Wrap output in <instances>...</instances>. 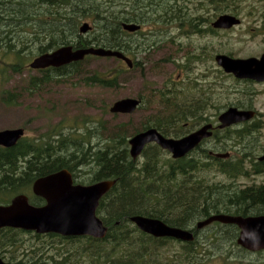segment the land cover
Listing matches in <instances>:
<instances>
[{"label":"trees","instance_id":"1","mask_svg":"<svg viewBox=\"0 0 264 264\" xmlns=\"http://www.w3.org/2000/svg\"><path fill=\"white\" fill-rule=\"evenodd\" d=\"M118 1L0 0V62L14 72H22L25 68L30 70L25 64L30 59L25 58L26 51L36 48L34 51L38 56L63 45L76 48L103 46L131 54L132 43L124 38ZM220 3L222 10L225 3ZM172 12L170 20L177 27L197 28L198 18L185 16L181 8L172 9ZM123 18L125 21L134 20L128 15ZM86 19H91L93 24L88 37L80 32ZM89 58L94 57H87L84 61ZM84 61L58 69L41 70L46 72L43 78L32 77L28 88L36 89L39 80L74 75L88 86L117 88L124 68L119 66L102 73L89 72L82 66ZM158 93L166 113L150 118L141 130L156 128L165 136L180 138L190 133L193 126L208 120L203 112L204 103L183 100L179 98L177 89L169 90V87ZM17 97L16 92L4 90L2 100L7 104H16ZM105 113H109V107ZM128 124L110 125L101 121L98 127L87 126L81 131L70 127L68 132L52 131L44 138L25 136L10 148L0 146V204H7L22 193H30V201L34 205L45 203L43 198L32 194L34 181L64 168L73 173L75 182L116 181L102 197L97 209V215L109 227L104 239L31 232L36 237H52L67 246L60 257H51L54 264H205V255L199 248L204 246L201 230L196 228L198 221L219 213L242 216L264 214V184L254 183L244 187L238 184L239 178L248 177L244 158L252 152L251 135L259 127L256 121L245 123L244 127L252 128L233 130L234 136L231 128L223 131L216 129L210 139L179 159L166 158L165 150L155 143L149 144L143 152V162L134 160L130 155ZM100 129L107 131L105 139L98 136ZM220 134L224 136L222 144L214 151L227 152L226 139L235 138L236 144L243 145V152L229 159L211 155L213 149L206 143L220 138ZM257 168L260 171L264 165L258 164ZM218 176L223 178L217 179ZM134 215L159 218L169 225L192 230L195 239L182 242L156 238L130 221ZM215 225L219 229L207 236L211 245L222 240L237 245L239 229L235 225ZM19 233L29 232L9 227L0 229V256L5 261H18L6 258L4 252L7 246L18 240ZM241 250L249 253L243 248ZM18 262L32 264L24 259Z\"/></svg>","mask_w":264,"mask_h":264},{"label":"rangeland","instance_id":"2","mask_svg":"<svg viewBox=\"0 0 264 264\" xmlns=\"http://www.w3.org/2000/svg\"><path fill=\"white\" fill-rule=\"evenodd\" d=\"M170 4L171 13H173L172 9L181 8L185 16L198 18L197 28L204 31L196 33L188 26L180 28L171 20L167 24H148V28L170 26L173 40L171 47H162L161 53L156 52L152 59L167 53L171 54L172 62L158 64L152 60L142 68L129 69L125 66V72L120 75L117 88L88 86L74 75L59 78L54 76L49 80H39L37 81L40 82L38 87L30 90L29 80L32 77L42 79L46 72L26 68L22 72H14L0 62V130L23 127L26 137L44 138L52 131L61 130L65 133L70 130V127L81 131L87 126L98 127V123L104 121L109 122L110 125L129 123L127 127L130 132L129 139L143 131L141 130L143 124L150 118L166 113L158 91L169 87V89H177L179 98L182 97L183 100L199 101V98L204 96L209 98L210 104L213 102V105L214 103L218 105L217 108L209 105L206 109L204 105L206 100H201L199 104L204 103L203 112L208 120L193 126L192 131L209 122L217 125L219 115L230 107L244 109L240 106L252 105L259 112V117L251 121H256L259 125L250 143V149L254 153L252 158L256 159L264 149V84L237 80L232 74L226 73L214 58L209 59L207 52V50L210 52L209 48L202 47L214 46L219 53L231 51L233 57H259L264 53V0H232V7L241 18V24L231 30L219 31L217 35L208 32L217 14L215 8H212V2L171 0ZM219 12H222L220 8ZM84 21L93 25L91 19ZM84 35L89 36L88 33ZM178 47L183 50H178ZM31 49V52L26 51L24 55L25 58H30L25 63L28 66L37 56L35 49ZM215 54L216 51H211L212 56ZM82 66L89 72L102 73L121 66V63L117 58L96 57L87 59ZM4 90L17 93L16 104L3 102ZM137 97L143 98V104L134 113L127 115H113L110 111L105 113V109L110 108L114 102ZM240 127L242 126H233L231 134L234 136L233 130H238ZM107 135L105 129L98 131V136L102 139H105ZM223 137V134H220V138L211 139L206 146L215 150L216 146L222 144ZM96 141L95 138L94 142ZM226 142L227 151L232 156L243 152V145L236 144L235 138L226 139ZM164 152L166 158L171 157L170 153ZM144 159L145 156L142 155L137 160L143 162ZM245 166L249 169L248 164L245 163ZM221 178L223 177L218 176L217 179ZM254 183L264 184V174L239 178L238 181L241 187ZM28 194L30 198L31 194ZM216 226L213 224L201 229L200 236L203 245H200L204 247L199 248L205 255V264H264V251L247 253L241 250L237 241V245L228 240L211 245L207 236L212 235L215 229H219ZM28 232L19 233L18 240L5 248L6 258L11 257L18 261L24 259L32 264H54L51 257L54 255L60 257L67 250V246L57 239L47 236L36 237L32 234H36L35 232ZM18 261H13V263H19Z\"/></svg>","mask_w":264,"mask_h":264},{"label":"water","instance_id":"3","mask_svg":"<svg viewBox=\"0 0 264 264\" xmlns=\"http://www.w3.org/2000/svg\"><path fill=\"white\" fill-rule=\"evenodd\" d=\"M241 20L230 14H222L212 26L217 29H230L238 26ZM122 28L134 32L140 25L133 22H123ZM92 29L88 22L80 27L82 34H87ZM109 57L123 59L129 68L133 62L122 51L103 46L74 47L63 45L53 51L36 56L30 63L32 70L47 68H62L74 62L85 60L86 57ZM219 66L229 74L239 79H250L264 82V54L260 58L235 59L226 54L216 56ZM141 101L137 98H124L114 102L109 111L111 114H132ZM255 110L230 107L218 117V124L209 122L195 131L180 137H166L156 128L140 131L129 138V152L134 160L143 153L150 143H156L162 149L172 154V158L185 157L203 140L213 136L215 129H225L236 124L253 120ZM25 136L23 127L0 130V146L10 148L15 146ZM220 159H228L230 152H210ZM264 160V154L259 158ZM115 180H101L92 184H75L69 169H61L54 173L37 178L32 185L35 196L45 200L43 205H34L27 194H18L9 203L0 204V229L14 228L33 231L37 234H59L64 237L90 236L104 239L109 227L97 215V209L102 197L115 185ZM130 221L141 231L156 238H173L182 242H191L195 239L192 230L172 226L159 218L145 215H134ZM214 222L224 225H236L240 232L237 244L249 251H264V214L257 215H230L213 214L198 221L196 228L201 230ZM0 264H19L7 262L0 257Z\"/></svg>","mask_w":264,"mask_h":264},{"label":"flooded vegetation","instance_id":"4","mask_svg":"<svg viewBox=\"0 0 264 264\" xmlns=\"http://www.w3.org/2000/svg\"><path fill=\"white\" fill-rule=\"evenodd\" d=\"M202 1L212 2V6H213L212 8L213 9L215 8L214 10L217 13L216 17H214L215 20L222 14L234 15L241 20L239 15L234 11V9L232 7V0H202ZM221 1L224 2L225 5L222 6L223 11L219 12V8L221 9V3H220ZM170 3H171V0H119L118 1L119 10L121 11L122 19H123L121 21V24H123V22H133V23L140 25V28H138L134 32H128L122 28V31L124 32V38L127 40H130L132 43V47H131L132 53L130 54L128 52H125L122 50L121 51L128 58H130L132 60V62H133L132 68H138V67L142 68L143 65H146L149 62H152V60L158 64H165L166 62H170V63L172 62L173 58L171 57V54H167V53H164V55L161 54V56H159L158 58H155L156 60L152 59V57H154L156 52L161 53L162 47H167V48L171 47L173 40L171 38L170 26L169 27H160V26L159 27H152L151 26L148 28V24L151 25L153 23V24H159L160 25V24H167V22H170V18L172 15ZM218 12L220 14H218ZM125 15H128V17H132L134 20L133 21H125V18H123V17H125ZM234 27H236V26H234ZM231 29L232 28H230V29H217V28H214L212 26L211 28L208 29V32L212 33V35H217L219 31L231 30ZM192 31H194L196 33H200L204 30L197 28V29H192ZM202 48H209L210 52L207 50V52L209 53V59L214 58L215 61H216V56L219 54H226V55H228L232 58H235V59H247V58H251V57L260 58L264 54V53H262L259 57L249 56V57L241 58V57H233L232 56L233 54L231 51H229L227 53H219L217 51V49L215 50L214 46L209 47L207 45L206 47H202ZM178 50H183V49H180L178 47ZM213 50L216 51V54L212 56L211 51H213ZM196 55L199 56L200 54H196ZM118 60L121 63L122 68H125V66L128 67L125 60H123V59H118ZM190 60H192V59H190ZM188 63H189V61H188ZM236 79L239 81H245V82H249V83H263L264 84V82H257V81L250 80V79H239V78H236ZM171 87H173V86H171ZM173 89L174 88H170L169 90H173ZM137 99H139L141 101V103L138 107V108H140L143 104V98L137 97ZM204 99L206 100V103L204 104L206 109L208 108L209 105L214 106L216 108L218 107V105H215V103L213 105V102H211V104H210L208 102V100H209L208 97L201 96L199 98V102H201V100H204ZM241 108H244L247 110H255L256 114H255V117L253 118V120L259 117V112L256 109H254L252 105H245L244 107H241ZM251 121L236 124L235 126H238V127L242 126V127H240V129L241 128L242 129L252 128V127H243V126H245V123H251ZM230 128H232V127H230ZM226 129H223V130H226ZM223 130H221V131H223ZM252 136H254V133L251 135V137ZM253 154L254 153L250 151L247 154L248 156H246V158H244V163H246V165L247 164L249 165L248 177L249 176L256 177L258 175L264 174V169H262L260 171L257 170L258 164L264 165V160L261 161L259 159L264 154V149L261 150L259 156H257L256 159L252 158ZM73 179H74V177H73ZM74 183L75 184H83V183L75 182V179H74ZM83 185H88V184H83ZM43 204H41V205H43ZM215 223H219V222H214L211 225H213ZM221 225H224V224H221ZM239 232H240V230L238 231V235H239Z\"/></svg>","mask_w":264,"mask_h":264},{"label":"bare ground","instance_id":"5","mask_svg":"<svg viewBox=\"0 0 264 264\" xmlns=\"http://www.w3.org/2000/svg\"><path fill=\"white\" fill-rule=\"evenodd\" d=\"M36 49V48H35ZM72 175H73V173H72ZM189 204V203H188Z\"/></svg>","mask_w":264,"mask_h":264}]
</instances>
